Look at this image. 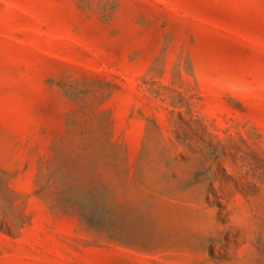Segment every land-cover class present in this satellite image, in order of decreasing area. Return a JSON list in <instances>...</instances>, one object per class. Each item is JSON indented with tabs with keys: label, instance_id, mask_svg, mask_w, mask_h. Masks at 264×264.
Returning a JSON list of instances; mask_svg holds the SVG:
<instances>
[{
	"label": "rangeland",
	"instance_id": "374dc122",
	"mask_svg": "<svg viewBox=\"0 0 264 264\" xmlns=\"http://www.w3.org/2000/svg\"><path fill=\"white\" fill-rule=\"evenodd\" d=\"M0 264H264V0H0Z\"/></svg>",
	"mask_w": 264,
	"mask_h": 264
}]
</instances>
